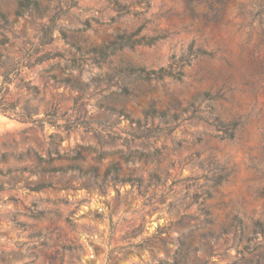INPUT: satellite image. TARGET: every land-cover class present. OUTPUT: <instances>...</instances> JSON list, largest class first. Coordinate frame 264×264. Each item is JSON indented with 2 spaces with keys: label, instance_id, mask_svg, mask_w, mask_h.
I'll list each match as a JSON object with an SVG mask.
<instances>
[{
  "label": "clouds",
  "instance_id": "obj_1",
  "mask_svg": "<svg viewBox=\"0 0 264 264\" xmlns=\"http://www.w3.org/2000/svg\"><path fill=\"white\" fill-rule=\"evenodd\" d=\"M0 264H264V0H0Z\"/></svg>",
  "mask_w": 264,
  "mask_h": 264
}]
</instances>
